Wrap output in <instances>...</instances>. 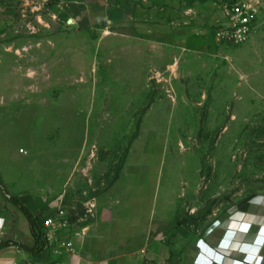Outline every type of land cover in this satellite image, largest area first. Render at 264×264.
<instances>
[{
  "label": "rangeland",
  "instance_id": "1",
  "mask_svg": "<svg viewBox=\"0 0 264 264\" xmlns=\"http://www.w3.org/2000/svg\"><path fill=\"white\" fill-rule=\"evenodd\" d=\"M215 1L259 23L240 46L212 25L197 55L151 52L174 41L155 0H0V243L24 264H87L133 227L226 226L264 197V0ZM22 206L36 223L62 208L76 258L28 252Z\"/></svg>",
  "mask_w": 264,
  "mask_h": 264
},
{
  "label": "crops",
  "instance_id": "2",
  "mask_svg": "<svg viewBox=\"0 0 264 264\" xmlns=\"http://www.w3.org/2000/svg\"><path fill=\"white\" fill-rule=\"evenodd\" d=\"M217 5L215 0H155V30L159 32L163 24H170L174 29L171 32L174 41L152 42L151 52L198 55L201 46L209 40V28L223 22V11L221 7L217 11ZM127 49L133 51L130 46ZM236 212H239L238 219L226 226L223 221L199 229L177 224L174 232L168 234L158 232L161 226H165L163 223L153 224L144 231L133 227L130 236L121 242H114L111 250L99 241L93 244L87 254L92 259L87 264H196L201 253L210 261L216 259L217 262L211 264H241L250 257H253L250 264H264V197L254 199ZM244 225L249 226L248 230L243 229ZM208 251L217 256L211 257ZM102 253L104 259L96 260ZM75 256L55 259L73 260ZM80 256V261L84 262L83 253ZM107 256L110 260L106 259ZM26 258V253L16 247L0 250V264H24Z\"/></svg>",
  "mask_w": 264,
  "mask_h": 264
},
{
  "label": "built area",
  "instance_id": "3",
  "mask_svg": "<svg viewBox=\"0 0 264 264\" xmlns=\"http://www.w3.org/2000/svg\"><path fill=\"white\" fill-rule=\"evenodd\" d=\"M222 11L224 15L223 22L215 30L217 44L221 46H240L247 43L259 23V9L257 6L247 1H238L225 4ZM4 227L5 221L0 216V239L4 237ZM248 228L249 226H243L244 230H248ZM37 233L41 237V248L52 253L55 257L74 256L77 240L82 236L75 225L70 222L62 208L55 212H46L37 222ZM262 233L264 234V229ZM208 254L213 258L217 256L212 252ZM250 259L253 261V257H250ZM215 261L216 259L210 261L201 253L196 260V264H211ZM231 264L239 263L231 262Z\"/></svg>",
  "mask_w": 264,
  "mask_h": 264
},
{
  "label": "trees",
  "instance_id": "4",
  "mask_svg": "<svg viewBox=\"0 0 264 264\" xmlns=\"http://www.w3.org/2000/svg\"><path fill=\"white\" fill-rule=\"evenodd\" d=\"M21 208H22V211L25 214L28 222L31 225L32 233H33V236L35 238V248L33 250H29V249H26V250L28 252H32L34 255H38L40 253L39 248H40V245H41V237L37 233V223L34 220L32 213L27 208H25L23 206ZM12 246H17V245L14 244V243H12V244L0 243V250L8 248V247H12Z\"/></svg>",
  "mask_w": 264,
  "mask_h": 264
},
{
  "label": "clouds",
  "instance_id": "5",
  "mask_svg": "<svg viewBox=\"0 0 264 264\" xmlns=\"http://www.w3.org/2000/svg\"><path fill=\"white\" fill-rule=\"evenodd\" d=\"M250 263H252V260L250 258H246L242 264H250ZM216 264H218V263H216ZM224 264H226V262Z\"/></svg>",
  "mask_w": 264,
  "mask_h": 264
}]
</instances>
